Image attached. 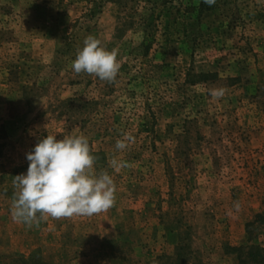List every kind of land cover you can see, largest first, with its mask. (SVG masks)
Returning <instances> with one entry per match:
<instances>
[{
	"label": "rangeland",
	"instance_id": "1",
	"mask_svg": "<svg viewBox=\"0 0 264 264\" xmlns=\"http://www.w3.org/2000/svg\"><path fill=\"white\" fill-rule=\"evenodd\" d=\"M88 36L115 51L112 82L72 70ZM263 90L264 0H0V264H236L264 216ZM47 134L88 138L110 208L13 219Z\"/></svg>",
	"mask_w": 264,
	"mask_h": 264
},
{
	"label": "clouds",
	"instance_id": "2",
	"mask_svg": "<svg viewBox=\"0 0 264 264\" xmlns=\"http://www.w3.org/2000/svg\"><path fill=\"white\" fill-rule=\"evenodd\" d=\"M212 5L215 0H204ZM115 51H109L100 41L88 36L72 61V70L95 75L112 82L119 70ZM210 95H223L222 89L210 90ZM132 141L128 134L117 139L115 148L125 149ZM29 165L26 173L14 176L11 214L14 220L31 225L46 215L61 218L73 215L91 216L107 210L114 203L115 187L107 171L93 172L94 156L89 141L83 135L57 138L47 134L26 154ZM111 166L119 170L124 162L113 160ZM39 214V215H37Z\"/></svg>",
	"mask_w": 264,
	"mask_h": 264
},
{
	"label": "trees",
	"instance_id": "3",
	"mask_svg": "<svg viewBox=\"0 0 264 264\" xmlns=\"http://www.w3.org/2000/svg\"><path fill=\"white\" fill-rule=\"evenodd\" d=\"M261 95V94H260ZM264 97V90L262 91ZM264 216L256 215L253 221H250L246 225L247 239L238 247H232L231 252L234 255L236 264H264V248L260 244H253V230L258 224L264 225ZM20 264H45L44 260L39 259L34 255L29 257L20 256ZM187 264V260L183 259L182 256L173 261V264Z\"/></svg>",
	"mask_w": 264,
	"mask_h": 264
}]
</instances>
